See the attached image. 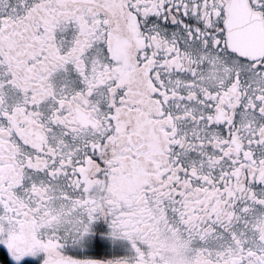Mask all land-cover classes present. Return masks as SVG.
Masks as SVG:
<instances>
[{
  "label": "snow or ice",
  "instance_id": "snow-or-ice-1",
  "mask_svg": "<svg viewBox=\"0 0 264 264\" xmlns=\"http://www.w3.org/2000/svg\"><path fill=\"white\" fill-rule=\"evenodd\" d=\"M0 264H264V0H0Z\"/></svg>",
  "mask_w": 264,
  "mask_h": 264
}]
</instances>
